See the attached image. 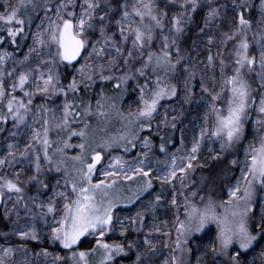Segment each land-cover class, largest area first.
Instances as JSON below:
<instances>
[{"label":"snow or ice","instance_id":"1","mask_svg":"<svg viewBox=\"0 0 264 264\" xmlns=\"http://www.w3.org/2000/svg\"><path fill=\"white\" fill-rule=\"evenodd\" d=\"M126 95L135 107L123 111ZM201 101L189 139L183 106ZM4 133L0 264H118L133 248L134 264H264V0H3ZM138 146L131 160L112 154ZM209 161L224 167L193 179ZM136 204L135 216L117 215ZM161 205L170 220L157 222ZM149 216L140 252L127 235ZM117 228L124 239L108 243ZM44 240L65 255L28 247Z\"/></svg>","mask_w":264,"mask_h":264},{"label":"trees","instance_id":"2","mask_svg":"<svg viewBox=\"0 0 264 264\" xmlns=\"http://www.w3.org/2000/svg\"><path fill=\"white\" fill-rule=\"evenodd\" d=\"M2 3H3V0H0V4H2ZM41 15H42V13H41ZM195 19H196L197 22H199L200 16H196ZM38 22H39V20L36 21V23H38ZM32 30L33 31L35 30L34 25H33V29ZM196 31L197 30L195 28H193L191 32L187 33V38L185 39L184 43L182 44V48L187 49L191 45L192 40L195 38ZM30 43H31L30 37L27 40L22 42L20 50L16 51V56L18 58H22L23 54L27 52V45L30 44ZM7 50L10 51V52L14 51V49L12 47H8ZM9 63H11V62H9ZM113 83L114 82H107L106 83V91H107L108 95H112L113 94V90H112V84ZM130 83H133V82H130ZM95 91H99V89L97 88ZM197 91H198V89H197ZM131 100H132V96L131 95H126L124 97V99L122 101V110L123 111H127L128 110V106L130 105ZM93 103H95L94 99H93ZM162 103L165 104V106H169V104L172 105V106L177 105L175 101H172V102L164 101ZM199 103L201 105L199 108H197V105H195V104L189 106V109L185 112V118L183 120V123L179 125V127H182V128H184L186 130V134L188 135L189 139L191 137V132L193 130V124L199 122L198 117L202 116L203 112H204V108L202 106L203 102L201 101ZM49 106H51V105H49ZM163 110L164 109L162 108L161 112H163ZM177 110H178V108H177ZM194 118H197V119L194 120ZM7 127L11 128V124L9 123V125ZM161 134H163V133H161ZM6 135H7V133L3 134V136H6ZM178 137H179V131H177V133H176L177 146H179ZM218 147H219L218 144L214 145V148L218 149ZM118 150H121V149H118ZM172 150H175V149H172ZM201 155L202 156H207V148L204 149V151L201 153ZM224 163L226 164V161ZM222 167H224V164L212 165L211 162L209 161V167H206L204 171H199L198 170L194 174L193 179L199 180V178L201 176L216 175L219 172V169L222 168ZM226 182L227 181H225V183ZM216 183H217L216 192H217V195H220L221 194V189H220L219 185H220L221 181L219 179H217ZM33 191H35V190L33 189ZM169 210H170V208H168L166 205H161V207L157 210L156 216L160 217L162 220L171 219V212H169ZM0 213H2V211H0ZM9 228H10L9 225L6 226V221L3 218H0V229H1V231H8ZM148 232H146V233H148ZM209 234H210V232H208L207 234H202L203 235V239L200 241L201 246L207 245L209 243V242L206 243L207 237H210ZM46 244H48V243L46 242ZM93 245H94V241L93 240L86 239V240H82L81 244L79 245V248H80V250H87V249L91 248ZM28 247L29 248H33L34 250H40L42 248V246L40 245V242H34L33 244L29 243ZM43 247L48 248L49 251L52 250V246H47L46 245V246H43ZM54 251H57V253L59 255H65V253L61 250V248L59 250L57 249V250H54ZM196 254L198 255L199 253H196ZM248 258L251 259V255H249ZM206 259L210 260V257H208ZM162 260H163V256L153 257L151 260L146 261V264H157V263H159ZM193 264H195L194 260H193Z\"/></svg>","mask_w":264,"mask_h":264},{"label":"rangeland","instance_id":"3","mask_svg":"<svg viewBox=\"0 0 264 264\" xmlns=\"http://www.w3.org/2000/svg\"><path fill=\"white\" fill-rule=\"evenodd\" d=\"M38 23H39V22H38ZM134 99H135V96H132V100H131L130 104H132V101H133ZM59 102H60L59 100L56 101V103H59ZM93 104H95V103H93ZM170 106L173 107V108H176V107H177L178 110H179V105H174V106L170 105ZM189 106H190V105H184L183 107H184L186 110H188V109H189ZM132 107L134 108L135 105L132 104ZM128 108H129V106H128ZM3 137H4L3 134L0 135V155H3L4 152L6 151V143H7V142L4 140ZM53 138H55V137H53ZM17 141H21V142H22L21 137L18 136V137H17ZM8 142H10V141H8ZM71 143H73V144H77V143H79L78 138H75V137H74V138L72 139ZM213 147H214V145H213ZM137 152H139V146H138L136 149H134V150H133L131 153H129V154H125V153L122 151V149H121V150L115 149V150H113L112 154H113V155H123L125 159H127V160H131L133 157L136 156ZM68 154H69V155H75V154H76V150H75V149H71V150H69ZM105 163H107V161H105ZM18 167H22V165H21V166H18ZM53 182H54V180H53ZM61 187H62V183H61ZM177 187H178V186H177ZM157 191H159V188H157ZM28 194H29V195L34 194V191H32V193L29 192ZM49 194H50V193H49ZM258 196H264V193H259V192H258ZM45 198H46V197H45ZM166 199H170V196H167ZM9 207H10V205H9ZM138 210H139V204H136V205H127V206L121 205V206L117 209V215H119L121 219H124V218H126V217L135 216V213H136ZM1 211L3 212V206H2ZM171 211H172V210L170 209L169 212H171ZM161 220H162V219H161L160 217L157 216V222H159V221H161ZM166 220H170V219H166ZM152 223H153V221H152L151 217L149 216V218H147L146 226L143 228V230H142L141 232L137 233V232L132 231V230L130 229V231H129L128 235H127V240H128V241H138V245H137V247H138V249H139L140 252H143V251L145 250V246L143 245L144 234L150 230ZM9 227H10V225H9ZM211 227H212V231H210V234H209L210 237H207V239H206V240H207L206 243H207V242H210L211 237H213L214 234H215V226L213 225V226H211ZM0 231H1V229H0ZM44 231L46 232L47 229H44ZM86 239H91V240H93L91 237L85 238V239H83V240H86ZM123 239H124V238L121 237L120 234H119V228H117L116 232H114V233H110V234L106 237V241H107L108 243H112V242H114V241H115V242H121ZM93 241H94V240H93ZM34 242H35V241L31 242L30 244H33ZM46 242H47L48 244H46ZM94 243H95V241H94ZM153 243H155V244L157 245L158 248L160 247V240H159L158 238H153ZM40 245H41L42 247H43V246H46V245H47V246H52V250H50L49 252H53L54 254H58L57 251H54V250H57V249L59 250V249H60V247H59L58 245H51V244H50L48 241H46V240H44L43 242H40ZM28 246H29V245H28ZM31 249H33V248H31ZM33 250H34V249H33ZM40 250H41V249H40ZM40 250H35V251H40ZM136 250H137L136 248H133L132 250H129V252H128V256L119 259L118 263H119V264H134V262H135V258H136V257H135ZM258 250H259V249H257V251H258ZM166 253H167V250H165V254H166ZM249 259H250V258H249ZM120 260H121V261H120ZM41 264H44L43 259L41 260ZM157 264H161V261H160L159 263H157Z\"/></svg>","mask_w":264,"mask_h":264},{"label":"water","instance_id":"4","mask_svg":"<svg viewBox=\"0 0 264 264\" xmlns=\"http://www.w3.org/2000/svg\"><path fill=\"white\" fill-rule=\"evenodd\" d=\"M1 209H2V205H0V211H1Z\"/></svg>","mask_w":264,"mask_h":264}]
</instances>
